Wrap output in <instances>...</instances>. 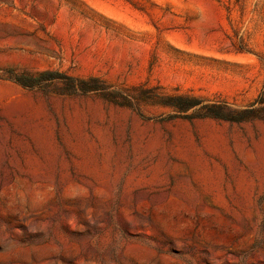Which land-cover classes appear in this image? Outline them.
I'll use <instances>...</instances> for the list:
<instances>
[{"label":"rangeland","instance_id":"obj_1","mask_svg":"<svg viewBox=\"0 0 264 264\" xmlns=\"http://www.w3.org/2000/svg\"><path fill=\"white\" fill-rule=\"evenodd\" d=\"M256 56L264 0H0V264H264Z\"/></svg>","mask_w":264,"mask_h":264},{"label":"trees","instance_id":"obj_2","mask_svg":"<svg viewBox=\"0 0 264 264\" xmlns=\"http://www.w3.org/2000/svg\"><path fill=\"white\" fill-rule=\"evenodd\" d=\"M10 79L20 84L25 88H34L41 86L46 82H63L71 87V93L77 92H93V91H105L108 89L106 82L97 76H92L88 78L76 77L72 75L65 74L56 70H42L34 73L23 72L21 74L12 73ZM264 101L263 93L258 99L255 100L250 106L246 107V111H251L254 109V105L257 102ZM199 103V102H197ZM196 103V104H197ZM227 105H211L207 106V111L203 116L221 118L225 120H241L242 117H237L228 113L223 112Z\"/></svg>","mask_w":264,"mask_h":264},{"label":"crops","instance_id":"obj_3","mask_svg":"<svg viewBox=\"0 0 264 264\" xmlns=\"http://www.w3.org/2000/svg\"><path fill=\"white\" fill-rule=\"evenodd\" d=\"M240 55L243 56V54ZM248 67L251 71V78L246 85L248 89L246 93L250 96V101H252L264 87V64H262L260 58L256 56V61L252 62L251 65L249 64ZM255 100L253 102H255Z\"/></svg>","mask_w":264,"mask_h":264}]
</instances>
